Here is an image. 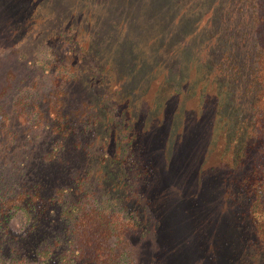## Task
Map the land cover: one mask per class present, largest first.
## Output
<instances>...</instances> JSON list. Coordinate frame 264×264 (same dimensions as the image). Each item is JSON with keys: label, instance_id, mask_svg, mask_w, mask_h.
<instances>
[{"label": "rangeland", "instance_id": "rangeland-1", "mask_svg": "<svg viewBox=\"0 0 264 264\" xmlns=\"http://www.w3.org/2000/svg\"><path fill=\"white\" fill-rule=\"evenodd\" d=\"M220 1L0 0V264H264L201 103Z\"/></svg>", "mask_w": 264, "mask_h": 264}, {"label": "trees", "instance_id": "trees-1", "mask_svg": "<svg viewBox=\"0 0 264 264\" xmlns=\"http://www.w3.org/2000/svg\"><path fill=\"white\" fill-rule=\"evenodd\" d=\"M213 16L201 103L217 116L225 196L264 250V0H221Z\"/></svg>", "mask_w": 264, "mask_h": 264}]
</instances>
